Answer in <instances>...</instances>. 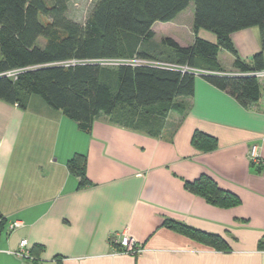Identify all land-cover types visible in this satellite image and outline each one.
Returning <instances> with one entry per match:
<instances>
[{
    "label": "crops",
    "instance_id": "obj_1",
    "mask_svg": "<svg viewBox=\"0 0 264 264\" xmlns=\"http://www.w3.org/2000/svg\"><path fill=\"white\" fill-rule=\"evenodd\" d=\"M198 36L216 42L207 31ZM168 38L188 47L194 34L188 45ZM232 42L245 61L261 51L258 28L233 34ZM219 62L234 72L230 53L221 51ZM259 81L261 100L245 109L198 76L185 114L171 113L159 138L106 116L83 132L36 96L27 110L0 100V264H264V77ZM197 131L214 137L216 148L197 150ZM253 145L260 170L249 161ZM77 154L87 157L90 187L80 188L68 170ZM202 175L240 204L219 208L189 192L185 183ZM16 220L23 226L10 233ZM170 222L222 236L231 249L219 252ZM123 233L144 252L116 253ZM23 239L37 261L11 253Z\"/></svg>",
    "mask_w": 264,
    "mask_h": 264
},
{
    "label": "trees",
    "instance_id": "obj_2",
    "mask_svg": "<svg viewBox=\"0 0 264 264\" xmlns=\"http://www.w3.org/2000/svg\"><path fill=\"white\" fill-rule=\"evenodd\" d=\"M72 1L0 0L1 101L27 110L31 98L38 96L83 132L90 133L96 119L106 116L159 138L168 116H183L186 100L195 95L198 76L179 67L205 72L199 77L245 109L261 100L256 74L264 72V0H91L84 23L69 17ZM191 4L195 6L193 43L181 46L166 37L156 44L154 25L174 22ZM251 28L260 31L261 51L245 61L232 35ZM200 31L215 35L216 42L200 38ZM221 51L233 56L234 72L221 66ZM15 72V77L7 76ZM192 144L197 150L212 151L217 140L197 131ZM67 166L80 188L92 186L85 155H75ZM185 187L219 208L240 204L238 196L207 175L186 182ZM168 226L219 252L231 249L222 236L178 222ZM260 246L264 249L262 242Z\"/></svg>",
    "mask_w": 264,
    "mask_h": 264
},
{
    "label": "rangeland",
    "instance_id": "obj_3",
    "mask_svg": "<svg viewBox=\"0 0 264 264\" xmlns=\"http://www.w3.org/2000/svg\"><path fill=\"white\" fill-rule=\"evenodd\" d=\"M91 6V0H73L69 9V17L79 23H84L88 18ZM194 12L195 6L194 4H191L172 26H168V23H156L155 31L157 32V35L155 43L160 44L164 37L176 35L183 40V45H188L189 40L192 39ZM40 44L44 45L45 41L41 39Z\"/></svg>",
    "mask_w": 264,
    "mask_h": 264
},
{
    "label": "built area",
    "instance_id": "obj_4",
    "mask_svg": "<svg viewBox=\"0 0 264 264\" xmlns=\"http://www.w3.org/2000/svg\"><path fill=\"white\" fill-rule=\"evenodd\" d=\"M121 62H106L105 64L108 65H115V64H119ZM130 63V62H129ZM141 63H146V62H141ZM173 67V66H172ZM178 68V67H177ZM180 71L182 72H190L193 73L197 76H201L203 74H205V72L199 71V70H195V69H189L186 67H179L178 68ZM16 72L15 73H7L8 77H15L16 76ZM256 76L260 79L264 77V72H259L256 74ZM259 146L258 145H253L251 146L250 150H249V161L252 164L253 167L255 168H259L262 167L263 165V160L260 156V151H259ZM23 223L19 220L10 222L8 225V231L10 233L14 232L15 230H17L18 228L22 227ZM120 244V251H117L116 253L119 254H130L133 256H138L140 254H142L144 252V248L142 247L141 244L137 243L133 238H131L127 233H123L122 237L120 238V240L118 241ZM29 246V242L27 239H23L20 241L19 243V247L17 250L11 252L14 256H16L17 258L20 259H29V260H34V258L32 257L30 250L28 249Z\"/></svg>",
    "mask_w": 264,
    "mask_h": 264
}]
</instances>
